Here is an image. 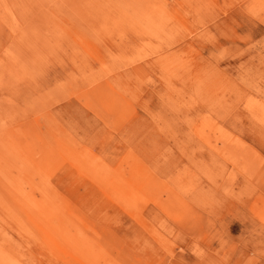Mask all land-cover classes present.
<instances>
[{
	"label": "rangeland",
	"instance_id": "1",
	"mask_svg": "<svg viewBox=\"0 0 264 264\" xmlns=\"http://www.w3.org/2000/svg\"><path fill=\"white\" fill-rule=\"evenodd\" d=\"M0 264H264V0H0Z\"/></svg>",
	"mask_w": 264,
	"mask_h": 264
}]
</instances>
